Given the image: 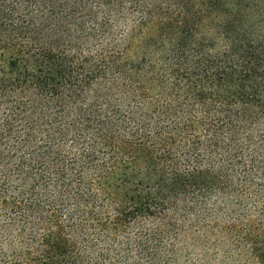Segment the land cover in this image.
Instances as JSON below:
<instances>
[{"label":"trees","instance_id":"16d2710c","mask_svg":"<svg viewBox=\"0 0 264 264\" xmlns=\"http://www.w3.org/2000/svg\"><path fill=\"white\" fill-rule=\"evenodd\" d=\"M264 264V0H0V264Z\"/></svg>","mask_w":264,"mask_h":264},{"label":"rangeland","instance_id":"374dc122","mask_svg":"<svg viewBox=\"0 0 264 264\" xmlns=\"http://www.w3.org/2000/svg\"><path fill=\"white\" fill-rule=\"evenodd\" d=\"M177 264H243V262L231 259L222 248L192 245L184 250Z\"/></svg>","mask_w":264,"mask_h":264}]
</instances>
